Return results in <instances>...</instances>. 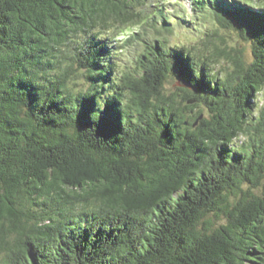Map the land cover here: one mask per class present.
<instances>
[{"label": "trees", "instance_id": "1", "mask_svg": "<svg viewBox=\"0 0 264 264\" xmlns=\"http://www.w3.org/2000/svg\"><path fill=\"white\" fill-rule=\"evenodd\" d=\"M111 4L0 0L3 55L11 52L17 61L3 65L12 69L5 75L15 79L13 88L0 94V219L7 216L17 227L31 228L11 264H264V201L245 203L222 232L195 239L188 231L225 188L241 178L255 183L264 177V139L258 137L247 149L227 145L242 126L240 114L251 107L252 87L264 81V13L227 0L215 5L257 40V62L238 89L209 85L203 70L193 86L190 58L175 50L164 55L157 42L142 62V86L126 85L139 95L142 112L122 113L115 98L97 112L90 97L77 101L75 117L66 109L74 102L64 108V101L55 100L62 98L55 84L40 90L15 69L22 61L37 73L50 71L45 65L55 63L52 45L68 30L106 14L104 5ZM109 52L107 42L89 37L80 59L94 75L92 83L110 82L112 71L101 64ZM166 66L191 89L184 90L183 106L153 114L146 97ZM26 105L35 112L20 120ZM198 105L206 106L213 119L189 124L183 113ZM74 121L78 139L60 138L57 126ZM202 138L211 144L203 145ZM169 193L178 194L175 202ZM33 218L50 223H25Z\"/></svg>", "mask_w": 264, "mask_h": 264}, {"label": "clouds", "instance_id": "2", "mask_svg": "<svg viewBox=\"0 0 264 264\" xmlns=\"http://www.w3.org/2000/svg\"><path fill=\"white\" fill-rule=\"evenodd\" d=\"M216 3L217 0H112L111 5H104L109 8L106 14L91 17L86 25L75 32L68 30L65 39L52 45L55 63L45 65L50 71L37 73L22 61L15 71H23L29 79H20L31 82L40 90L55 84L56 93L62 98L53 99L64 101L63 107L66 103L74 102V108H64L68 112H74L75 117L79 109L77 101L90 97H95L97 112L103 111L115 98L119 101L122 113L128 109L135 115L143 111L140 97L126 85L135 82L142 86V62L146 63L144 58L148 56L147 49L155 47L158 42L164 55L175 50L182 51L184 57L190 58L189 66L195 76L191 81L193 86L201 78L203 70V78L209 85L215 86L218 83L220 88L224 86L236 90L257 62V40L250 38L245 29L237 28L216 11ZM227 3L264 13V0H227ZM89 37L107 42L110 48L108 57L101 60V64L105 70L111 69L112 76L109 83H102L103 86L89 80L94 75L89 74L88 65L80 59ZM3 51L4 42L0 40V94L13 88L15 79L11 75H5L6 71L11 72L12 69H5L3 65L17 63L14 54L10 52L5 57ZM109 60L111 64L108 63ZM171 66L165 67V74L157 87L146 97L150 113L159 114L161 109L169 113V108L181 107L185 103L184 90L191 87L184 86L178 80L171 71ZM252 89L251 107H246L247 110L240 114L245 116L242 126L227 143L232 150H239L241 147L247 149L258 137L264 139V81L258 82ZM28 112L35 111H30L28 105L22 107L19 119L24 120ZM94 113L91 114L92 120ZM183 119L193 124L198 119L212 120L213 114L206 106L198 105L185 110ZM75 121L71 125H58V136L62 139H78L79 131ZM192 131L195 132L196 129L193 128ZM202 144L210 145L211 141L202 138ZM52 171L49 170L50 173ZM167 198L175 202L178 194L169 193ZM259 201H264V177L255 183L241 178L234 186L227 187L220 193L217 204L203 209L189 225L188 231L195 239L222 232L231 226L233 213H238L245 203ZM25 223L42 226L50 221H37L33 218ZM30 230V227H17L7 216L0 219V264H11L14 257L19 258L20 245L28 239Z\"/></svg>", "mask_w": 264, "mask_h": 264}, {"label": "rangeland", "instance_id": "3", "mask_svg": "<svg viewBox=\"0 0 264 264\" xmlns=\"http://www.w3.org/2000/svg\"><path fill=\"white\" fill-rule=\"evenodd\" d=\"M177 78H178V80L182 83V79L179 78V77H177ZM198 87H200V86L198 85ZM251 103H252V97H251Z\"/></svg>", "mask_w": 264, "mask_h": 264}, {"label": "water", "instance_id": "4", "mask_svg": "<svg viewBox=\"0 0 264 264\" xmlns=\"http://www.w3.org/2000/svg\"><path fill=\"white\" fill-rule=\"evenodd\" d=\"M183 84V83H182ZM183 85H186V84H183Z\"/></svg>", "mask_w": 264, "mask_h": 264}]
</instances>
